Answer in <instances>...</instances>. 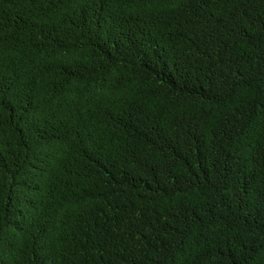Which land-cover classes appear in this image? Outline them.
I'll return each instance as SVG.
<instances>
[{
    "label": "trees",
    "instance_id": "16d2710c",
    "mask_svg": "<svg viewBox=\"0 0 264 264\" xmlns=\"http://www.w3.org/2000/svg\"><path fill=\"white\" fill-rule=\"evenodd\" d=\"M0 264H264V0H0Z\"/></svg>",
    "mask_w": 264,
    "mask_h": 264
}]
</instances>
